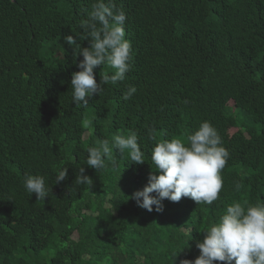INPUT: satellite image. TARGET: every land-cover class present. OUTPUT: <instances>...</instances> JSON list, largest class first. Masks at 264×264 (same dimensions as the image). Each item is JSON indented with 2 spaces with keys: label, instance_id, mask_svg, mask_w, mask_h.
Returning <instances> with one entry per match:
<instances>
[{
  "label": "trees",
  "instance_id": "16d2710c",
  "mask_svg": "<svg viewBox=\"0 0 264 264\" xmlns=\"http://www.w3.org/2000/svg\"><path fill=\"white\" fill-rule=\"evenodd\" d=\"M115 2L127 14L132 68L83 106L70 84L82 56L63 36L79 32L91 0H0V264H172L176 252L179 264L199 255L202 230L228 204L264 200V0ZM112 71L97 66L95 78ZM130 85L137 91L124 100ZM205 120L230 153L220 198L165 199L162 213L138 207L130 197L156 174L154 145L186 140ZM129 131L144 163L114 149L117 168L86 164L99 139ZM60 167L68 176L57 184ZM79 167L90 188L76 186ZM29 173L51 187L44 201L26 193Z\"/></svg>",
  "mask_w": 264,
  "mask_h": 264
},
{
  "label": "clouds",
  "instance_id": "9594fccd",
  "mask_svg": "<svg viewBox=\"0 0 264 264\" xmlns=\"http://www.w3.org/2000/svg\"><path fill=\"white\" fill-rule=\"evenodd\" d=\"M85 17L79 22V32L75 33V37L72 34L63 36L64 43L72 48L73 58L82 56L77 63L79 70L72 73L70 84L71 101L83 106L103 91V85L123 82L133 61L132 44L125 33L127 14L115 0H91ZM77 38L87 40L88 46L82 47ZM104 65L113 71L102 73L98 82L94 69ZM136 91V87L130 85L122 98L128 100ZM91 127V121H85V128ZM149 139L154 140L155 137L149 136ZM114 149L121 155L127 151L129 162H145V154L135 131L115 135L111 141L99 139L87 149L85 162L97 171L110 166L115 169L118 161ZM229 156L218 130L205 120L192 133L186 134V140L164 139L154 145L151 152L154 167L151 168L156 174L150 172L147 183L142 189L134 191L130 198L138 207L158 213L163 212L165 199L179 202L181 198L188 197L197 204L211 206L220 198L224 187L221 173ZM67 176V168L60 167L54 183L66 180ZM92 183V179L85 174V168L79 167L76 186L87 185L90 188ZM23 187L29 196L35 193L36 200L41 201L51 192L45 177L39 174H26ZM242 187L240 181L234 183L235 191H240ZM202 231L203 239L196 241L199 255L194 260L182 259L179 264H264V200L233 201L227 205L218 222H213ZM176 254L172 257V264Z\"/></svg>",
  "mask_w": 264,
  "mask_h": 264
}]
</instances>
